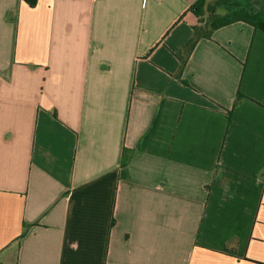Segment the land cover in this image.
Returning <instances> with one entry per match:
<instances>
[{
    "label": "crops",
    "instance_id": "1",
    "mask_svg": "<svg viewBox=\"0 0 264 264\" xmlns=\"http://www.w3.org/2000/svg\"><path fill=\"white\" fill-rule=\"evenodd\" d=\"M195 1L0 0V264H264V32L178 77Z\"/></svg>",
    "mask_w": 264,
    "mask_h": 264
},
{
    "label": "trees",
    "instance_id": "2",
    "mask_svg": "<svg viewBox=\"0 0 264 264\" xmlns=\"http://www.w3.org/2000/svg\"><path fill=\"white\" fill-rule=\"evenodd\" d=\"M30 5L34 4L35 0H26ZM258 7L253 6L250 1L248 5L236 3L232 0H214L212 3H206V0H196L190 7L195 22L191 24L193 33L191 37L182 45L177 55L180 59L177 76H180L181 70L186 62V59L199 38H210L214 29L227 25L235 21H245L252 24L255 28L264 32V0H255ZM220 6H225L224 13L219 14L217 9ZM182 53V55L180 54ZM184 83L185 81L182 80ZM242 96L238 91L235 102ZM128 159L127 154L122 157L121 163H125Z\"/></svg>",
    "mask_w": 264,
    "mask_h": 264
},
{
    "label": "rangeland",
    "instance_id": "3",
    "mask_svg": "<svg viewBox=\"0 0 264 264\" xmlns=\"http://www.w3.org/2000/svg\"><path fill=\"white\" fill-rule=\"evenodd\" d=\"M233 2H236V3H242V4H244V5H248L249 3H250V1H252L253 2V6L254 7H258L257 6V2L255 1V0H232ZM225 10H226V7L225 6H220L218 9H217V12L219 13V14H222V13H224L225 12Z\"/></svg>",
    "mask_w": 264,
    "mask_h": 264
}]
</instances>
